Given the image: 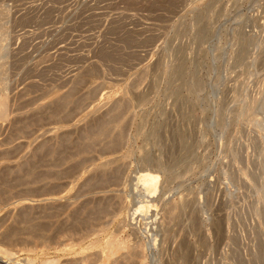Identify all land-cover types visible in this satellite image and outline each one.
<instances>
[{
  "label": "rangeland",
  "instance_id": "374dc122",
  "mask_svg": "<svg viewBox=\"0 0 264 264\" xmlns=\"http://www.w3.org/2000/svg\"><path fill=\"white\" fill-rule=\"evenodd\" d=\"M0 106V264H264V0H0Z\"/></svg>",
  "mask_w": 264,
  "mask_h": 264
},
{
  "label": "bare ground",
  "instance_id": "6f19581e",
  "mask_svg": "<svg viewBox=\"0 0 264 264\" xmlns=\"http://www.w3.org/2000/svg\"><path fill=\"white\" fill-rule=\"evenodd\" d=\"M2 103V102H1ZM1 107V106H0ZM2 108V107H1ZM1 113V112H0ZM2 114V113H1ZM98 134V133H97ZM119 139V138H118ZM65 145V144H64ZM112 145V144H111ZM117 146V145H116ZM77 147V146H76ZM115 147V146H114ZM113 148V147H112ZM117 148V147H116ZM106 149V148H105ZM111 150H113V149H111ZM115 150V149H114ZM79 151V150H78ZM44 153V152H43ZM59 156V155H58ZM54 160V159H53ZM107 162V161H106ZM109 162V161H108ZM110 162H112V161H110ZM109 162V163H110ZM109 163H107V164H109ZM102 164V163H101ZM107 164H103L104 166H106ZM70 167V166H69ZM68 167V168H69ZM76 167V166H75ZM118 167V166H117ZM96 168V167H95ZM98 168H100L101 169V166H99ZM115 168H116V166H115ZM103 170H104V167L102 168ZM99 170V169H98ZM109 170V169H108ZM96 171V170H95ZM101 171V170H100ZM98 172V171H97ZM62 173V172H61ZM42 174V173H41ZM97 174V173H96ZM102 174V173H101ZM107 174H108V171H107ZM48 175V174H47ZM106 176V175H105ZM109 176V175H108ZM117 176V175H116ZM102 177V176H101ZM112 178H116V177H112ZM98 179V178H97ZM119 179V178H118ZM87 180V179H86ZM95 180V179H94ZM93 180V181H94ZM108 180H110V179H108ZM97 182V181H96ZM96 182H94V183H96ZM105 182V181H104ZM98 183V182H97ZM111 183V182H110ZM100 184V183H99ZM98 185V184H97ZM97 185H95V186H97ZM105 185V184H104ZM54 186V185H53ZM87 187V186H86ZM99 187H100V185H99ZM91 188H92V186H91ZM96 188V187H95ZM102 188V187H101ZM42 191V190H41ZM98 191V190H97ZM54 192V191H53ZM47 194H50L51 192H46ZM3 194V193H2ZM106 197V196H105ZM45 198V197H44ZM48 198V197H47ZM108 199V198H107ZM98 200V199H97ZM110 201V200H109ZM106 203V202H105ZM114 203V202H113ZM107 204H108V202H107ZM91 207V206H90ZM138 207H139V205H138ZM100 208V207H99ZM100 209H102V208H100ZM105 209V208H104ZM82 211V210H81ZM87 211V210H86ZM102 211L103 210H99V209H96V210H94L93 212H91V213H93V216H94V214H98L99 215V213H102ZM103 213H104V211H103ZM55 214V213H54ZM109 214V213H108ZM51 215V214H50ZM56 215V214H55ZM89 216V215H88ZM93 216H92V218L91 219H93ZM114 216V215H113ZM95 218L94 219H96V217H97V220L99 219L98 217L99 216H94ZM83 218V217H82ZM83 220V219H82ZM84 220H86V219H84ZM76 221V220H75ZM92 221V220H91ZM78 222V221H77ZM40 224H42V223H40ZM96 224H98V221H97V223H96V221H92V222H90L88 225H87V229L84 231V233L83 234H81L78 238V241L80 242V244L78 245V243L76 244L77 246H79V254L81 253V254H83L84 255V251H87V250H91V249H94V248H98L99 250H98V252H96V253H94V254H92L91 253V255H94L92 258H93V260L95 261V263H93V264H113L112 263V261H115L112 257L115 255H125V256H131V257H140L141 256V251L143 250V248H144V243L140 240V239H136V236H135V234L133 235V239L135 240L134 242H133V244L131 243V244H129V243H127V241H126V239L125 238H119V237H117V236H109V237H107V239L105 240V241H102V236L99 238V236H98V233L99 232H102V231H105V227L104 226H100V227H98V229H95L93 226L94 225H96ZM65 226V225H64ZM43 227V226H42ZM46 227V226H45ZM45 227H44V229H45ZM27 228V227H26ZM38 228V227H37ZM48 228V227H47ZM60 228V227H59ZM59 228H56L55 227V229H59ZM62 228V227H61ZM69 228V227H68ZM76 228V227H75ZM9 229H12V228H9ZM14 229V228H13ZM23 229V228H22ZM43 229V228H42ZM15 230H16V228H15ZM21 230V229H20ZM27 230H28V228H27ZM38 230V229H37ZM40 230V229H39ZM61 230V229H60ZM60 230H58V231H60ZM116 230V229H115ZM113 231V230H112ZM21 232H23V231H21ZM66 232V231H65ZM70 232H71V230H70ZM50 233V232H49ZM52 233V232H51ZM94 233H96L97 235H95V237L94 238H92V239H89V236H91V235H93ZM104 233V232H103ZM8 234V233H7ZM30 234H31V232H30ZM44 234V233H43ZM41 235V233H40V235L39 236H41V239H42V243H43V245H46L47 247L50 245V242L52 241V240H50V242H48L47 240V236H45V235ZM54 234V233H53ZM61 234V233H60ZM66 234V233H65ZM72 234V233H71ZM106 234V233H105ZM2 235V234H1ZM5 235V234H4ZM10 235H12V234H10ZM9 235V236H10ZM36 235H37V233H36ZM36 235H34V237L36 236ZM76 235V234H75ZM113 235V234H112ZM13 236V235H12ZM132 236V235H131ZM135 236V237H134ZM2 237H4L3 235H2ZM7 237V236H6ZM138 237V236H137ZM9 238V237H8ZM39 238V237H38ZM50 238V237H49ZM51 238H52V236H51ZM131 238V237H130ZM1 240V239H0ZM7 240V239H6ZM14 240V239H13ZM16 240V239H15ZM21 240H22V238H21ZM20 240V242H22ZM86 240H89V241H87V243H85V245L84 246H82L81 244H83L84 242H86ZM2 242H6L4 239L3 240H1ZM17 241H18V239H17ZM67 241H69V240H67ZM71 241V240H70ZM12 242V241H11ZM74 242V241H73ZM52 243V242H51ZM69 243V242H68ZM71 243V242H70ZM39 244V243H38ZM64 244V243H63ZM67 244V243H66ZM2 245V244H1ZM81 245V246H80ZM37 246V245H36ZM68 246V245H67ZM74 246V245H73ZM28 247V246H27ZM31 247V246H30ZM78 248V247H77ZM28 249H30V248H28ZM33 249V248H32ZM75 249V248H74ZM125 249V252L123 253V252H121V250H124ZM1 251V250H0ZM8 251V250H7ZM76 251V250H75ZM92 252H94V251H92ZM7 256V255H6ZM95 256H96V258H95ZM88 255H85L84 257H81L80 258V262H83V261H85V260H87L88 261ZM91 258V257H90ZM141 258V257H140ZM139 258V259H140ZM1 259V258H0ZM123 259V258H122ZM144 260V259H143ZM1 261H2V259H1ZM57 261V260H56ZM4 262V261H3ZM2 262V263H3ZM54 262L55 261H53V260H50V259H43V260H41L40 262H38V263H36V264H54ZM79 262V263H80ZM140 262V261H139ZM1 263V264H2ZM5 263V262H4ZM91 262H89V264H90ZM16 264H25V263H16ZM84 264V263H83ZM128 264H130V262L128 263Z\"/></svg>",
  "mask_w": 264,
  "mask_h": 264
}]
</instances>
